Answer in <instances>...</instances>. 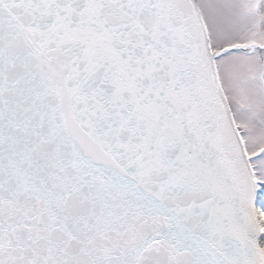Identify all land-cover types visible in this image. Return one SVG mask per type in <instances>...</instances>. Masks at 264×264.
I'll return each mask as SVG.
<instances>
[{
	"label": "snow or ice",
	"instance_id": "1",
	"mask_svg": "<svg viewBox=\"0 0 264 264\" xmlns=\"http://www.w3.org/2000/svg\"><path fill=\"white\" fill-rule=\"evenodd\" d=\"M0 264H264V0H0Z\"/></svg>",
	"mask_w": 264,
	"mask_h": 264
}]
</instances>
